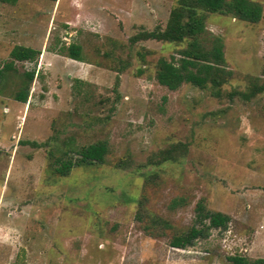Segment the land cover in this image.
<instances>
[{
	"label": "rangeland",
	"instance_id": "1",
	"mask_svg": "<svg viewBox=\"0 0 264 264\" xmlns=\"http://www.w3.org/2000/svg\"><path fill=\"white\" fill-rule=\"evenodd\" d=\"M257 1L258 23L220 13L207 19L233 77L220 88L171 90L156 78L157 61L178 56L185 43L131 38L164 28L176 0H0V62L18 44L41 50L0 84V264L264 258V91L230 94L262 74L264 0ZM71 43L82 46L83 61L61 54ZM44 51L57 56L47 63ZM33 68L27 102L16 101ZM100 140L109 144L104 163L66 176L52 170L57 156ZM179 142L187 150L177 159L150 161ZM121 159L132 164L119 168ZM181 197L184 205L172 208ZM142 199L145 212L166 221L162 234L147 233L137 219ZM199 200L229 214L228 228L186 249L171 246L193 225Z\"/></svg>",
	"mask_w": 264,
	"mask_h": 264
},
{
	"label": "trees",
	"instance_id": "2",
	"mask_svg": "<svg viewBox=\"0 0 264 264\" xmlns=\"http://www.w3.org/2000/svg\"><path fill=\"white\" fill-rule=\"evenodd\" d=\"M11 1V0H4ZM13 1V0H12ZM56 2L57 0H51ZM212 13L231 15L234 18L258 23L263 17V5L257 0H176L173 5L167 24L164 28L157 27L151 31H143L131 38L138 40H158L164 42L185 43L178 56L171 58L162 56L157 61L156 78L158 82L171 90L180 88L189 83L199 88L209 85L220 88L233 77V71L226 66L223 39L212 34L207 29V19ZM41 50L25 46L15 45L10 52V61L0 62V84L9 72H16L17 62H37ZM61 54L74 60L83 61L82 46L71 43L63 47ZM35 77V68L24 72L22 87L14 94L18 101L26 103L29 98L30 87ZM264 67L261 76L251 78L250 84L245 91H233L230 94L249 99L264 91ZM38 145L36 141L31 142ZM186 151L187 146L176 143L161 150L158 154L150 157V161L164 162L177 159V152ZM62 156H57L52 163V170L59 175L66 176L79 165L104 163L109 153V144L106 140H100L88 145L80 146L75 154L70 157L67 151ZM77 155V156H74ZM78 157V158H77ZM128 159L117 162L119 168L130 166ZM132 164V163H131ZM154 173L149 175L153 177ZM143 199L139 200L137 219L143 223L144 230L155 236L163 233V227L167 224L161 217L144 211ZM184 198H175L170 206L176 208L184 205ZM231 216L221 211H212L206 207L203 200H199L195 207L193 225L186 231L176 233L170 240V245L176 248L186 249L198 239L207 238L212 229H227ZM232 264H264V258L250 259L241 254L228 257Z\"/></svg>",
	"mask_w": 264,
	"mask_h": 264
},
{
	"label": "crops",
	"instance_id": "3",
	"mask_svg": "<svg viewBox=\"0 0 264 264\" xmlns=\"http://www.w3.org/2000/svg\"><path fill=\"white\" fill-rule=\"evenodd\" d=\"M42 54L44 55V59H45V61H47V63L52 62L54 60V57L57 56V54H54V53H51L48 51H44ZM16 101H18V100H16ZM6 110H10V108L7 107ZM22 111H24V109Z\"/></svg>",
	"mask_w": 264,
	"mask_h": 264
}]
</instances>
